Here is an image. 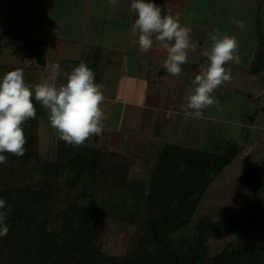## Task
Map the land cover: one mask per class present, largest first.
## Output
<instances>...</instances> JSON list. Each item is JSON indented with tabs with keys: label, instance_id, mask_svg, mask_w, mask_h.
Instances as JSON below:
<instances>
[{
	"label": "crops",
	"instance_id": "crops-1",
	"mask_svg": "<svg viewBox=\"0 0 264 264\" xmlns=\"http://www.w3.org/2000/svg\"><path fill=\"white\" fill-rule=\"evenodd\" d=\"M131 2L118 0L110 6L109 0H0V28L14 27L18 20L22 30L30 28L29 22H33L32 27H42L49 34L47 41L32 38L40 41L45 50L46 61L40 72L46 79L51 65L60 64L57 83L61 84L89 49H97L96 57L85 59L106 97L101 105L105 127L102 135L90 138L94 147L129 160L147 161L148 153L157 152V156L165 144L217 153L234 144L237 151L229 162L241 151L249 155L253 149L255 157L245 171L264 162V0H151L162 12L178 15L181 25L191 28V39L197 48L189 53L180 76L166 72L163 61L167 53L157 45L147 53L140 49L138 37L131 32L136 19L129 10ZM71 7H78L79 12L69 22L64 10ZM10 13L13 16H7ZM41 18L45 21H39ZM234 19L245 22L243 30L231 22ZM214 27L238 39L240 63L225 65L231 69L232 79L213 92L219 98L204 111L203 118L185 119L182 106L186 103V89L206 63L201 52L211 47L209 37ZM55 29L60 35H51ZM75 31L77 35L69 33ZM45 42H49L48 46ZM47 47L57 52L55 59L49 58ZM235 104L239 105L237 111ZM252 200L251 194L236 207ZM247 243L264 247L263 242Z\"/></svg>",
	"mask_w": 264,
	"mask_h": 264
},
{
	"label": "rangeland",
	"instance_id": "rangeland-1",
	"mask_svg": "<svg viewBox=\"0 0 264 264\" xmlns=\"http://www.w3.org/2000/svg\"><path fill=\"white\" fill-rule=\"evenodd\" d=\"M78 12V7L64 10V14H69V22L74 21V15ZM39 21L45 20L41 18ZM19 22L18 20L16 26L13 24L14 27L0 28L2 38L0 78L8 71L21 68L25 82L32 87L45 80L40 72L43 66L39 68L33 59L31 61L26 59L22 53L21 38H14L9 33L12 32L19 37L40 38L43 41H47L46 37L49 34L42 27H32L33 22H29V29L22 30L18 26ZM69 33L78 34L76 31ZM55 34L60 35V31L51 32V35ZM45 43L48 46L49 42ZM46 51L49 58L55 59L57 52L52 51L50 47H47ZM238 107L239 105L235 104L236 111ZM23 129L27 141L24 146L25 154L17 157L5 153L7 163L0 165V199L6 202L5 211L11 209L6 217L9 231L6 236L0 237V264H63L64 257L61 254H58L59 258L55 260L51 259V256L47 257L48 260L45 258L43 239L50 235L54 245L64 246V239L80 240L84 232L82 230L86 231L85 234L89 238L84 243L85 258L82 264H114L124 258L133 257L144 248L157 254L163 249L160 242L146 239L151 234L145 227L146 208L143 200L138 201L130 191L133 188V180L145 181L146 178H136V174L132 176L130 171H127L129 166H120L118 170L109 172V176L116 177L114 179L108 177L106 179L108 183H103L98 175L93 177V173L88 174L87 170L79 172L82 159L79 158L77 162L74 159L68 161L69 159L63 156L62 148L66 150L71 145L58 138L49 124L48 113L43 107L34 119L23 125ZM75 147L94 148L105 152L103 148L94 147L90 139L83 146ZM81 150L85 151L83 148ZM156 153H148L147 161L156 162ZM255 154L256 149L249 155L241 151L239 153L241 156L238 155L237 158L244 160L239 158L231 160L210 182L189 222L170 234L172 248L180 252L183 260L188 255L185 251L193 244L194 236L197 235L195 223L199 218L208 215L218 219L251 197V193L238 182L237 177L253 161ZM47 162H55L61 167L58 171L43 175L40 168ZM98 170L96 169V172ZM121 180L125 181L124 185L120 183ZM142 186L146 191L147 187ZM35 190H38L39 194ZM74 205L90 206L92 212L88 217L83 214L70 217L69 213L72 212ZM219 238L213 233L207 237L206 255H214L230 244L232 247H242L244 243L251 244L247 243L251 241L264 243V232L254 229L239 235H226L223 240ZM227 238L229 241H225Z\"/></svg>",
	"mask_w": 264,
	"mask_h": 264
},
{
	"label": "trees",
	"instance_id": "trees-1",
	"mask_svg": "<svg viewBox=\"0 0 264 264\" xmlns=\"http://www.w3.org/2000/svg\"><path fill=\"white\" fill-rule=\"evenodd\" d=\"M21 40L23 55L32 57L38 66H43L46 58L41 42L32 38H21ZM1 51L0 36V53ZM96 55V48L89 49V53L79 62L82 60L85 62V59L91 56L96 57ZM33 102L37 114L42 106L34 98ZM81 149L71 145L66 152L62 148L63 156L67 157L68 161L74 159L77 162L79 158L82 159L79 172L87 170L88 174L93 173V177L98 175L97 177H100L103 183H108L106 179L111 177L109 172L118 170L120 166H129L127 171H130L132 176L136 174V178H146V182L140 179L133 180V188L130 191L134 193L138 201L143 200L144 208H146L145 227L146 231L151 233L146 239L160 242L163 249H160L157 254L144 248L133 257L124 258L121 262L114 264H182L183 257L180 256L179 251L172 248L170 234L189 222L208 184L237 151L234 144H228L221 153L165 144L158 152L156 162L152 163L145 160H129L120 154L100 152L94 148L81 147ZM60 167L55 162H47L41 166L40 172L48 175L50 172L58 171ZM96 169H99L98 172ZM115 177L112 175L110 179ZM237 180L251 192L253 200L245 206L230 209L218 219L205 215L196 221L197 235L194 236L193 244L185 251L186 255L192 256V264H264L262 245L245 244L242 247H232L230 244L214 255H206V239L212 233L215 237L221 238L253 229L264 231V162L260 161L251 165L237 177ZM120 183L124 185L125 181L121 180ZM142 185L147 187L146 191L143 190ZM35 191L39 194L38 190ZM91 212L90 206L74 205L69 214H71L70 217L75 214L88 217ZM82 231L84 236L81 235L80 240L64 239V246L54 245L50 235L45 236L43 239L45 258L51 256V259L55 260L59 258L57 255L61 254L64 257L63 264H82L85 258L84 243L89 239L85 234L86 231Z\"/></svg>",
	"mask_w": 264,
	"mask_h": 264
},
{
	"label": "clouds",
	"instance_id": "clouds-1",
	"mask_svg": "<svg viewBox=\"0 0 264 264\" xmlns=\"http://www.w3.org/2000/svg\"><path fill=\"white\" fill-rule=\"evenodd\" d=\"M118 0H109L115 6ZM129 10L136 19L131 32L138 37L140 49L147 53L154 44L167 53L163 61L166 72L172 76L182 74V65L188 63L189 53L197 45L192 42L191 28L181 25L179 16L162 12L151 0H132ZM243 30V20L231 21ZM212 45L201 52L206 63L186 89L184 118L202 119L204 111L217 103L213 92L232 79L231 69L225 65L240 63L239 41L235 36L212 29ZM60 65H51L50 74L32 87L24 80L21 68L8 71L0 78V165L7 163L5 153L21 157L25 154L26 137L23 125L36 117L33 102H39L48 113V121L58 138L68 145L83 146L92 136H100L105 127V113L101 107L106 97L101 85L95 82V73L82 60L67 74L66 82L57 83ZM6 202L0 199V237L7 235Z\"/></svg>",
	"mask_w": 264,
	"mask_h": 264
},
{
	"label": "water",
	"instance_id": "water-1",
	"mask_svg": "<svg viewBox=\"0 0 264 264\" xmlns=\"http://www.w3.org/2000/svg\"><path fill=\"white\" fill-rule=\"evenodd\" d=\"M190 262H192V256L187 255L183 260V264H190Z\"/></svg>",
	"mask_w": 264,
	"mask_h": 264
}]
</instances>
